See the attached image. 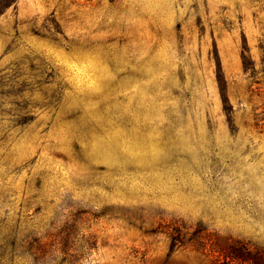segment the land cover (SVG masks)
<instances>
[{
  "label": "rangeland",
  "instance_id": "rangeland-1",
  "mask_svg": "<svg viewBox=\"0 0 264 264\" xmlns=\"http://www.w3.org/2000/svg\"><path fill=\"white\" fill-rule=\"evenodd\" d=\"M230 241L264 253V0H0V264Z\"/></svg>",
  "mask_w": 264,
  "mask_h": 264
},
{
  "label": "trees",
  "instance_id": "trees-1",
  "mask_svg": "<svg viewBox=\"0 0 264 264\" xmlns=\"http://www.w3.org/2000/svg\"><path fill=\"white\" fill-rule=\"evenodd\" d=\"M174 239L178 237L175 235ZM212 250L231 264H264L263 252L240 241H230L224 247L215 243Z\"/></svg>",
  "mask_w": 264,
  "mask_h": 264
}]
</instances>
